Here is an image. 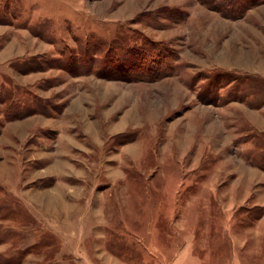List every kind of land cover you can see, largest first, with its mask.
I'll use <instances>...</instances> for the list:
<instances>
[{
    "label": "rangeland",
    "instance_id": "1",
    "mask_svg": "<svg viewBox=\"0 0 264 264\" xmlns=\"http://www.w3.org/2000/svg\"><path fill=\"white\" fill-rule=\"evenodd\" d=\"M0 264H264V3L0 0Z\"/></svg>",
    "mask_w": 264,
    "mask_h": 264
},
{
    "label": "trees",
    "instance_id": "2",
    "mask_svg": "<svg viewBox=\"0 0 264 264\" xmlns=\"http://www.w3.org/2000/svg\"><path fill=\"white\" fill-rule=\"evenodd\" d=\"M212 10L230 19L244 17L249 9L264 3V0H200Z\"/></svg>",
    "mask_w": 264,
    "mask_h": 264
}]
</instances>
